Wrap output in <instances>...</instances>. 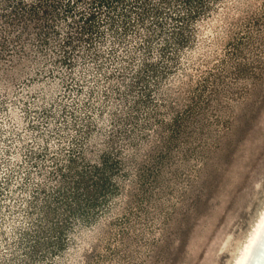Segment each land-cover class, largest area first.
Segmentation results:
<instances>
[{"label": "rangeland", "instance_id": "rangeland-1", "mask_svg": "<svg viewBox=\"0 0 264 264\" xmlns=\"http://www.w3.org/2000/svg\"><path fill=\"white\" fill-rule=\"evenodd\" d=\"M106 147L102 213L33 264H234L264 211V0H0V264L31 263L40 180Z\"/></svg>", "mask_w": 264, "mask_h": 264}, {"label": "trees", "instance_id": "trees-1", "mask_svg": "<svg viewBox=\"0 0 264 264\" xmlns=\"http://www.w3.org/2000/svg\"><path fill=\"white\" fill-rule=\"evenodd\" d=\"M169 117L175 120V116ZM108 149L100 148L95 157L85 151L73 152L56 164L47 182L41 179L37 184L41 199L28 200L30 215L22 227L27 246L25 254L28 260H33L28 264L36 261L38 253L51 254L54 260L76 226L102 213L101 202L108 192L103 177L109 166Z\"/></svg>", "mask_w": 264, "mask_h": 264}, {"label": "bare ground", "instance_id": "bare-ground-1", "mask_svg": "<svg viewBox=\"0 0 264 264\" xmlns=\"http://www.w3.org/2000/svg\"><path fill=\"white\" fill-rule=\"evenodd\" d=\"M264 211L243 244L234 264H257L264 258Z\"/></svg>", "mask_w": 264, "mask_h": 264}, {"label": "water", "instance_id": "water-1", "mask_svg": "<svg viewBox=\"0 0 264 264\" xmlns=\"http://www.w3.org/2000/svg\"><path fill=\"white\" fill-rule=\"evenodd\" d=\"M257 264H264V258H263V260H261V262H258Z\"/></svg>", "mask_w": 264, "mask_h": 264}]
</instances>
